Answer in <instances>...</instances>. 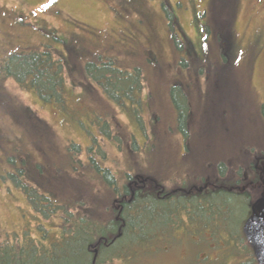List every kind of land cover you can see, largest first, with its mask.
<instances>
[{
  "label": "rangeland",
  "instance_id": "1",
  "mask_svg": "<svg viewBox=\"0 0 264 264\" xmlns=\"http://www.w3.org/2000/svg\"><path fill=\"white\" fill-rule=\"evenodd\" d=\"M256 1L181 0L180 5L178 0H0V61L21 49L49 45L51 55L63 58L65 68H71L70 75L65 72L67 90L58 107L54 103H42L35 94L0 75V241L18 239L23 234L32 239L40 236L36 230L39 217L30 209L14 180L4 174L11 171L7 158L15 145L23 146L19 156L33 160L32 169L39 172L41 168L50 172L53 169L56 175L60 173L54 177L60 185L63 180L80 178L71 173L72 162L64 160L72 157L87 162L88 154L99 167L109 169L118 184L124 181L125 173L134 176L140 167L143 174H148L142 177H147L153 188L174 187L170 176L155 177L162 164L168 165L162 174H172L174 179L178 178L175 181L183 179L187 184L198 185L186 170L191 157H188L189 148L193 145L198 144L196 149H199L202 144V151L192 157H200L201 161L206 149L211 152L207 151L205 159L214 160L216 149L213 148L222 144L227 149L229 142L239 145L234 137L249 142L257 140L264 150V136L252 134L250 117H255L252 111L255 104H264V2ZM197 11L201 13L199 17ZM170 13L174 14L170 20L172 31L168 24ZM223 26L233 30L235 62L227 58L223 62L221 55L219 58L218 51L222 48L218 33ZM182 33L186 35L185 41L201 42L206 56L187 58L185 46L176 48L174 42L183 45ZM105 58L121 70L139 69L140 89L130 93L140 106L127 96L120 97L121 103L109 102L98 86L82 76L85 62ZM219 66L222 68L217 70ZM224 73L227 79L221 80L226 77ZM112 82L122 93L128 91L124 78L117 76ZM173 86L176 87L169 96ZM16 105L30 108L36 115V122L32 123L36 126L28 118L26 124L20 123ZM185 111L187 118L182 122L181 114ZM108 122L113 131L104 129ZM185 123L189 131L197 129L200 133L193 144L189 138L184 142L181 129L177 130V125L181 127ZM70 147L72 153L65 155ZM77 147L80 150L76 153ZM261 154H251L258 155L256 164L264 159V153ZM220 162H223L221 158ZM233 162L238 167V162ZM142 163L153 169L143 168ZM245 164L244 170L248 168ZM194 173L197 174L196 169ZM31 176L46 186L51 185L48 182L52 177L48 175L31 173ZM211 179L207 180L216 185ZM243 182L239 187L246 192L250 190L255 198L264 195L258 177L251 186L248 185L252 178ZM65 192L61 187L57 201L73 203L75 197L67 194L70 198H65ZM71 192L78 194L76 190ZM242 217L238 209L231 210V229ZM42 223L54 230L57 224L55 220ZM212 229L205 226L201 232L188 236L176 232L165 247L141 246L133 263L180 264L185 260L183 264H189L197 258L200 264H208L213 257L222 255L225 241L222 232L214 235ZM184 242H191L193 250L188 251Z\"/></svg>",
  "mask_w": 264,
  "mask_h": 264
},
{
  "label": "trees",
  "instance_id": "2",
  "mask_svg": "<svg viewBox=\"0 0 264 264\" xmlns=\"http://www.w3.org/2000/svg\"><path fill=\"white\" fill-rule=\"evenodd\" d=\"M168 19L170 23L171 19L169 17ZM218 39L221 41L219 46L222 48L220 53L223 52L222 60L225 61L226 55L233 56L236 43L231 41L226 26L219 31ZM254 44H257V40H254ZM49 49L50 46L45 45L12 52L0 61V75L3 78H11L17 85L35 94L42 103H54L58 107L66 95L65 72L70 75L71 68L68 71L69 69L65 68V60L54 58ZM204 56H206L205 49L200 48L197 49L194 59ZM109 62L85 63L82 76L98 86L108 100L119 102L120 97H129L132 95L130 93L132 90L140 89L142 77L139 69L127 73ZM224 75L226 76L225 73ZM117 76L124 78L128 84V91L125 93H122L120 87L112 82ZM224 79H227V76L221 80ZM69 87L73 88L71 85ZM79 96L83 97V95ZM252 110L258 111L260 118L257 115L250 116L251 132L254 136H264V104H255ZM15 112L20 118V123L26 124L28 118L31 125L36 126L32 124L36 122V115L27 106L16 105ZM185 112L181 114L182 122H185ZM102 115L104 116L103 113ZM107 124H104L105 130ZM196 131L197 129H192L188 133L183 131L184 136L188 135L192 144L200 136ZM236 141H239L237 146L228 145L226 149V146L221 144L213 148V151L216 149L214 160L205 159L207 151L211 152V149L204 150L206 153L202 161L200 157L192 158L198 151H202V144H199V149H196L198 144L189 148L191 175L197 178L200 185L204 183L211 185L208 178H212V182L216 185L208 186L199 194H190L189 197L180 196L174 200L157 199L150 189L137 188L130 195L127 184L133 176L125 173L124 181L118 184L111 171L99 167L91 157L85 164L75 161L72 157L66 158L65 162H72L69 165L71 173L80 178H73V181L63 180L60 185L59 180L54 179L60 173L56 172V175L53 169L51 172L49 169L44 171L45 169L41 168L40 172L36 168L32 169L33 160L19 156L23 146L19 148L15 145L11 156L7 158L11 171L6 170L4 174L6 178L14 180L15 186L19 188L30 209L39 217L36 221V230L40 232V236L32 239L23 234L18 239L4 238L0 241V264H134L133 260L140 252L141 246L154 249L162 245L165 247L168 245L167 241L171 240L176 232L179 236H188L201 232V228L205 226L213 228L211 232L214 235H217L218 231L225 235L222 255L213 257L208 264H257L241 232V226L251 213L256 195L253 196L250 190L247 192L245 189L241 190L239 185L244 183V179L255 180L257 173L254 165L258 155L251 154L257 152L262 156L264 150L260 147L261 142L257 140L248 144L234 137V142ZM249 146L250 148L244 149ZM70 151L71 149L67 150L65 155ZM220 158L223 162H220ZM233 161L238 162V167ZM181 162L179 159L178 163ZM244 163L248 165L246 170L243 168ZM192 165L196 167L194 169L197 174L194 173L195 170L192 171ZM206 165L208 166L205 167ZM142 166L153 169L146 163H142ZM167 166L162 164L155 177L170 176L174 185H177L178 181L175 180L178 178L174 179V175L162 174ZM137 168L138 173H134V176L140 178L142 175H148L140 171L142 168ZM31 173L52 177L48 182L51 185L46 186L40 180L37 181ZM61 187L62 190H66L65 198L75 197L73 203L57 201V193ZM70 190H76L78 196L72 194ZM67 194L70 197L66 196ZM256 205L255 203L254 207ZM233 208L241 211L243 217L239 224L231 229L229 215ZM45 220H55L57 222L55 230L46 228L42 223ZM98 241L100 243L96 246ZM184 245L188 251L193 250L190 246L191 242H184ZM93 248L97 249L95 258L92 253ZM200 262L201 260L195 258L189 264H200Z\"/></svg>",
  "mask_w": 264,
  "mask_h": 264
},
{
  "label": "water",
  "instance_id": "3",
  "mask_svg": "<svg viewBox=\"0 0 264 264\" xmlns=\"http://www.w3.org/2000/svg\"><path fill=\"white\" fill-rule=\"evenodd\" d=\"M262 173L264 175V165L262 166ZM242 233L257 264H264V204L258 212H253L246 219L242 226Z\"/></svg>",
  "mask_w": 264,
  "mask_h": 264
},
{
  "label": "flooded vegetation",
  "instance_id": "4",
  "mask_svg": "<svg viewBox=\"0 0 264 264\" xmlns=\"http://www.w3.org/2000/svg\"><path fill=\"white\" fill-rule=\"evenodd\" d=\"M193 1H191V3H192ZM256 2H259V3H263L264 2V0H257ZM178 3L181 5L182 3H181V0H178ZM177 3V4H178ZM174 8V7H173ZM200 12L199 11H197V17H199L200 16ZM170 15L171 16H174V14L172 15L171 13H170ZM172 19V18H171ZM194 20H195V18H193ZM229 32H230V35L232 34V31L231 30H229ZM235 32V31H234ZM237 33V32H236ZM184 36H183V35ZM181 35H182V38H183V46H185V48H186V52H187V55L188 56H190L191 54L192 55H195V54H197V49H200V44H201V42H200V40H199V42H200V44L199 43H195V42H192V41H185V34L184 33H182ZM232 41V40H231ZM233 42V41H232ZM175 43H173V45H174ZM174 46H176V45H174ZM236 47V46H235ZM186 56V55H185ZM182 59H184V57L182 58ZM181 59V60H182ZM219 67H217V69H218ZM171 98V97H170ZM150 186H149V188H150V190L154 193V196L158 199V198H171V199H175V198H178V197H180V196H185V197H189L190 196V194H186L184 191H183V189L185 188V187H182V186H174V187H172V188H170L169 190L168 189H166L165 187H163L162 185H156L154 188H152L153 187V184H149ZM134 188V190H131V188H130V192L131 193H133L137 188L136 187H133ZM139 189H142L143 190V186H142V188H139ZM191 194H195V192H192Z\"/></svg>",
  "mask_w": 264,
  "mask_h": 264
}]
</instances>
